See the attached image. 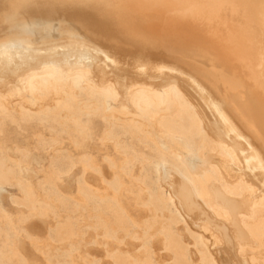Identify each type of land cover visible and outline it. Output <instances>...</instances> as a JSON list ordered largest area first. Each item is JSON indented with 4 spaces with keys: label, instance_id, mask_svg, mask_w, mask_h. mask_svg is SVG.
Returning a JSON list of instances; mask_svg holds the SVG:
<instances>
[{
    "label": "bare ground",
    "instance_id": "bare-ground-1",
    "mask_svg": "<svg viewBox=\"0 0 264 264\" xmlns=\"http://www.w3.org/2000/svg\"><path fill=\"white\" fill-rule=\"evenodd\" d=\"M1 81L0 264H264V0H0Z\"/></svg>",
    "mask_w": 264,
    "mask_h": 264
},
{
    "label": "rangeland",
    "instance_id": "rangeland-1",
    "mask_svg": "<svg viewBox=\"0 0 264 264\" xmlns=\"http://www.w3.org/2000/svg\"><path fill=\"white\" fill-rule=\"evenodd\" d=\"M48 40H50V41H48ZM48 40H46L47 41V43L48 42H51V39H48ZM62 41V40H61ZM124 46H125V49H124V51H122V53L120 54L118 51H120V50H117V49H114V51H116V52H114L113 51V53L115 54L116 53V57H118L120 60L121 59H123L124 61H126V59H127V61H128V63L130 62H132V59L138 54V49H137V47L136 46H133V45H129V44H124ZM117 52H118V54H117ZM121 52V51H120ZM120 57H119V56ZM148 55H149V57H151V59L152 60H154V61H166V62H170L171 61V59L167 56V54H165V53H163V52H157V51H149L148 52ZM126 56V57H125ZM128 57V58H127ZM126 61V62H127ZM129 63V64H130ZM129 66H131V64L129 65ZM12 78V77H11ZM10 77L7 79V80H5V81H9V84L11 83V82H13L14 80V78H12L11 79ZM9 79H11V80H9ZM5 81H1L0 82V84L3 82H5ZM2 83V84H3ZM5 85H6V83H5ZM99 129V128H98ZM13 141H14V139H13ZM17 143H20L21 144V142L20 141H17ZM90 147H91V149H92V151H93V153H94V157L95 158H99V155H101V154H103V153H105V152H107V150H106V148H103V147H100V146H98V145H96L95 143H92V145H90ZM98 156V157H97ZM33 161H35L36 163H38V162H43L44 161V159L43 158H41V157H39V156H34V158H33ZM102 171H103V174L106 176V177H108L109 175H108V169L105 167V166H102ZM76 176H78V173L76 174ZM75 176V177H76ZM89 177H90V181L92 182V184L95 186V187H100V182H99V180L96 178V177H92V175H88ZM8 190H13V188H7ZM6 203H5V202ZM3 203H5L4 204V207L6 208V209H10V207H9V203H8V201L7 200H3ZM8 204V205H7ZM33 222H35V221H33ZM38 222L36 221L35 223H32V224H34V225H32V232H35V233H37V234H39V236H42V234H43V231H44V229H45V227L44 226H46V224L45 223H38ZM49 223V222H48ZM36 225H38V226H36ZM90 239H92V237L91 236H87V239L86 240H90ZM128 246H129V248H133L134 246L132 245V244H128ZM100 247L99 246H95V245H91L90 243L88 244H83L82 245V251L83 252H85V251H87V252H89V253H91L92 255H97V256H101L102 254H101V252L99 251H97L98 249H99ZM29 253H31V254H34V255H36L34 252L32 253V252H29ZM37 256V255H36ZM30 257V259H31V263L32 264H41V261L39 262V261H36V258L34 259V258H32V255H30L29 256ZM101 258V257H100ZM245 259H247V257H244ZM101 261H102V259H100Z\"/></svg>",
    "mask_w": 264,
    "mask_h": 264
}]
</instances>
